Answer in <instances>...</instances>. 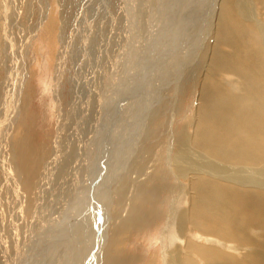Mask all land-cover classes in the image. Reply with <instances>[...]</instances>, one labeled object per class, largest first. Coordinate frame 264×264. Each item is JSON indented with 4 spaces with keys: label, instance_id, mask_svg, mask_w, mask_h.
Instances as JSON below:
<instances>
[{
    "label": "bare ground",
    "instance_id": "obj_1",
    "mask_svg": "<svg viewBox=\"0 0 264 264\" xmlns=\"http://www.w3.org/2000/svg\"><path fill=\"white\" fill-rule=\"evenodd\" d=\"M22 1L21 22L30 19L32 14L35 25L30 24L29 33L19 32L21 35L16 36V42L19 39V46L25 43L28 48L36 35L42 33L48 36L53 50L49 61L55 64V111L52 114L55 122L51 131H45L44 138H39L37 114L32 111L33 73L26 75L24 82L10 85L9 80L3 79L8 75L9 65L1 63L0 127L6 133L0 136L3 220L0 222V264H78V261L90 264L92 258V264H126L122 256L125 247L130 248L131 242L149 226L152 210L165 212L166 206L169 209L161 233V264H264V19L263 22L259 19L264 11V0H196L192 12L186 10V5L181 12H167V23L173 20L176 23L179 16L190 18L182 29L185 39H189L195 29L190 24L198 15V23L209 38L202 39L205 46L192 68L197 73L190 77L198 80L194 110L173 133L170 132L171 118L165 124L160 118L156 124L158 117L164 115L155 104L160 103L164 94L158 87L159 80L164 83L174 77L172 72L168 77L170 68L166 65L176 60L179 51L175 52V43L182 38L174 36L175 43L169 47L171 33H167L169 35L161 41L162 50L149 53V58L147 53L132 57L130 51L125 69L118 72L111 71L107 63L103 70L100 67L101 76L96 75L98 71L84 67V81L89 80L81 85L70 75L71 88L65 95L62 85L69 56L65 33L69 27L70 3L48 0L40 3L36 14L30 0ZM208 4H212V9L205 6ZM85 6L82 2L79 9L82 15ZM128 12L131 17L134 15ZM3 20L0 14V57L6 53L4 48L11 49L15 44ZM161 21L152 22L147 34L141 35L144 49L156 44L150 39L154 34H157L155 40L160 37L162 32L157 31L163 28ZM185 41L179 45L181 48ZM169 53L166 63L164 60ZM115 57L118 62L122 59ZM184 60L179 62L180 67L177 65L180 70L172 79L179 90H182L179 82L186 67ZM176 95L174 92L173 97ZM119 99V105H124L125 109L117 115L116 122L121 121L120 125L114 126L111 110ZM108 112H111L110 117ZM156 125L161 126L162 131L165 129L169 138L168 150L164 153L166 167L163 166L169 171L167 175L160 174L162 166L157 167L160 173L156 172L157 168L147 170V162L143 161V152L147 150L144 146L159 133ZM117 135L120 141H125V146L112 148L109 153L107 146L114 143L110 141ZM90 156L95 171L86 174L84 166ZM118 157L123 163L120 162L119 173H115ZM109 162L114 163L105 168ZM57 184L63 195L50 215L47 210L55 203L56 195L58 197ZM165 193L170 195L166 197ZM102 199L107 200L108 207H113L114 203L119 207L109 245L105 241L107 236H102L105 228H109ZM80 202L84 208L79 214ZM149 208L151 210L147 211ZM94 220L99 221L96 226H93ZM88 223L89 233L95 234L91 243H85L87 238H82L84 225ZM86 251L91 253L90 257H86ZM149 260L147 264H156L154 259Z\"/></svg>",
    "mask_w": 264,
    "mask_h": 264
},
{
    "label": "rangeland",
    "instance_id": "obj_2",
    "mask_svg": "<svg viewBox=\"0 0 264 264\" xmlns=\"http://www.w3.org/2000/svg\"><path fill=\"white\" fill-rule=\"evenodd\" d=\"M46 1L48 2V0H44V1L43 0H33V1L30 0V3L35 6L36 14H37V11L39 9L40 3L43 4ZM211 1H213V0H211ZM27 2H29V0H27ZM82 2L84 5H86L84 7V12H83L84 16L82 14H80V10H79L81 8ZM128 2H130V3H128ZM163 2H164V4H163ZM17 3H18V5H17ZM62 3L63 4H69L70 3V6H71V7H69V10L71 12L70 11L68 12V10H67V15L70 17V18L68 17L70 20H69V27L65 33V39L67 41V43H65V44H67L66 48L69 52V53H67V55H69V56H67L68 58L66 59V63H65V76L66 75L67 76L64 77V83L62 85L63 90L65 91L63 93L65 95L68 94V88L69 89L71 88V84H70L71 76L72 77L75 76L77 81H79V83H81V85L83 84V82H87L89 80V79H87L84 81V79L86 78V77H83V75H82L84 73V67L85 68L88 67L93 71H98L96 75L101 76L100 67L103 70L104 64L107 63V64L111 65L110 66L111 71L113 69H116V71L118 72V69H122L125 67L126 59L130 55V53L132 54V57L137 56V55L141 56L144 53H147V58H149V57H151L152 53H155L157 50H160L162 48L161 41H164L163 38L165 39V37H167V35H169L167 33H171V37L169 36L170 38L168 40L169 44H167V45H169V47L175 43V37L176 38L178 37L179 39L182 38V41L179 42L178 44L175 43V45H177L175 48V52H177V50L179 51L176 60L175 61L171 60V62L172 61L173 62L166 65V66H169L167 68H170L169 69L170 73H168V77L170 78L172 75H174V77L172 76L170 79L167 78L164 81V83L162 82L163 80H161V79L159 80L160 83H159L158 87H159V89L162 88V93H164V94H163V98L160 101L161 104L159 102L158 103L156 102L155 106L157 109L161 110V113L164 115V117L159 116L157 121H156V124L158 123L160 118H162L164 120V124L166 123V121L169 118H171L170 120L172 121V125H171V131L170 132L173 133V130L176 129L178 127V125H180L181 122L188 119V115H190V116L192 115L191 112L194 110L196 97H197V86L196 85L198 83V80L197 79H191L190 77H191V74L195 75L197 73V70L194 69L196 71L195 72V71H193L192 68L195 67L196 62L199 59L198 57H199V55H201V51L203 50V48L205 46V41L202 42V39L204 40V37H205V31L204 32L202 31L203 27H201L199 25L198 20H197L199 18V16L196 15V16H194V20L190 24L192 29H194V28L195 29L192 30L190 27H188L187 29L189 30V28H190L193 32L192 33L190 32L189 39L188 38L185 39V38H183L184 33H183L182 29L185 28L184 22L188 21L190 18H186V17L181 18L179 16L176 20V23H175V20H173V23H170L169 21H168L169 23H167L165 20V17L167 16L168 13L173 14V12H176V13L181 12L184 5H186V10L188 9L187 10L188 12H192L191 7L196 6V3H197L196 0H194V1L193 0H189V1L188 0L187 1L186 0H140V1L139 0H63ZM110 4H112V5H110ZM20 5L24 6V3L22 0H1L0 1V6H1V8H0L1 13L0 14H1V17H3L5 19V20H3V22H5V24L3 23L4 28H5V30H7V34L8 35L10 34L9 36L15 38L14 39L15 44H18V45L14 44V46L16 47L15 49H14V46L11 49L9 47L8 50H7L8 47L4 48V51L6 53L4 55H1V57H0V61H1L0 66H1V63H4V62H5L4 64L7 63L6 65H9L8 66L9 69L7 72L8 75H4L3 79H6V81L9 80L8 84H10V85L13 83H17V82H18L17 84L24 82L25 79L27 78V76L30 75L31 73H33L34 77H33L32 83H31L33 88H34L33 89L34 99H33V104H32V111L36 112V114H37V125L39 128V134H40L39 138H44L43 137L44 132L45 131H47V132L51 131V129L54 125V122H55V119L52 118V114L55 111V100H54V91H53L54 81H55V79H54V69H55L54 65L55 64L51 63V61H49L50 57L52 56V55H50V51L52 53L53 50H52V47L50 46V41H49L48 36L44 37V35H41L42 33H39L40 35L39 34L36 35L37 36L36 39L34 41H31V46H28V48L25 47L26 46L25 43H24L25 46L24 45H23V47L19 46V44H20L19 39H18V43L16 42L17 41L16 36L20 37V35H21V34H19V32L21 33L22 31H24V32L29 33L31 30V27H29L30 24L35 25V21L33 18L34 15H32V14H30V16H32V17H30V19H26V20L23 19V21L21 22V17H22L21 14L23 13L24 9L20 8L19 7ZM167 6H168V8H167ZM205 6H208L209 8H211L212 4H208ZM136 7L137 8L139 7V8L137 9ZM170 7H171V10L169 9ZM110 9H112V10H110ZM135 9H136V11H135ZM94 11H96V12H94ZM128 11H132V13L134 14V15H132L133 18L129 15L130 13ZM116 12H117V15H115ZM165 12H166V14H165ZM262 13L259 15V19H260V21L263 22L264 11ZM16 14L18 16H16ZM87 14L89 15V17ZM90 14H91V16H90ZM156 14H157V16H156ZM76 15L78 16V18ZM162 15H163V17H162ZM88 18H89V20H87ZM132 19L135 20V22H133ZM147 19L148 20L152 19V20H149V22H148ZM159 20H162L161 21L162 24L160 23L161 24L160 27L163 25V28H165V30H163V28H162V30L160 29V31H157L160 33L162 32L160 34V37L158 36L160 39L157 37L158 40L157 39L155 40L157 34H154L155 37H152L150 39L151 41L156 43L155 45L153 44V47L154 48L157 47V48L154 49L152 46H151V48H149L147 45V46H145V49H144L142 42H141L142 39L144 38L142 36L147 34V32H148L147 30L152 25V22L158 23ZM77 21H79L78 23L80 25L77 24ZM165 22L167 23V25ZM178 22H179V24H178ZM9 23H10V25H9ZM70 23H71V26H70ZM82 25H84L86 27H84ZM16 26H17V28H16ZM27 27H29V28H27ZM167 27H168V30H167ZM24 28H27V29L23 30ZM100 28H102V29H100ZM156 29H158V28H156ZM35 31L36 30H34V32ZM195 31H197V32H195ZM24 32H22V33L24 34ZM31 32H33V31H31ZM92 32H94V33H92ZM202 32H203V34H202ZM164 33H166V34H164ZM18 34H19V36H18ZM101 36H103V37H101ZM172 36L173 37L175 36L174 39L172 38ZM102 38H103V40H102ZM198 38H200V39H198ZM208 39L209 38H206L205 40H208ZM134 40L137 42H135ZM126 41H127L128 45H130L131 47L127 45ZM183 41H185V44L181 48ZM172 42H173V44H172ZM158 43H159V45H158ZM123 44H125V45H123ZM179 45H181V46H179ZM178 47L182 50H180ZM117 48L123 49V50H121V52H120V50L119 49L117 50ZM37 49H39V50H37ZM154 50H156V51H154ZM77 51L79 54L77 53ZM144 51H146V52H144ZM184 51L186 54L184 53ZM117 53H120V54H117ZM149 53H151V54L149 55ZM8 54H9V56H8ZM169 55H171V54L169 53L168 56H166V58L164 60L165 62L167 60L169 61V58H167V57H170ZM12 56H14L16 59H14V57H12ZM115 56H117V57L121 56L122 57L121 61L118 62V60H116ZM184 58L186 60V63L184 60L186 67H184V74L181 78L182 80H180V82H179L180 83L179 85H180V87H182V90H181V88L179 90V88L174 85V82L172 81V79L174 80L175 74L177 75V73L179 72V70H180L179 67L181 65V63H179V62H181L182 59H184ZM100 61H102V62H100ZM166 63H168V62H166ZM88 64H90V65H88ZM13 65H14V67H13ZM16 65L19 67H17ZM177 65L179 67H177ZM68 66L70 68H68ZM10 67H11V69H10ZM15 67H17V69H15ZM171 67H172V69H171ZM75 68H76V70H74ZM191 70L193 71L192 73H190ZM20 71L23 75L20 73ZM176 71H178V72H176ZM13 80H14V82H13ZM164 84L166 87L164 86ZM84 85H85V87L87 86V84H84ZM174 92L177 93V95L173 97ZM162 93H161V95H162ZM120 100L121 99H119L117 106H115L111 110V112L112 111L114 112V113L112 112V117H111V118H114V121H113L115 123L114 126L120 125L121 121L116 122L117 121L116 120L117 115L120 114L125 109L124 105H119ZM162 102H163V104H162ZM171 104L173 107L171 106ZM136 109H137V106H136ZM111 112L107 113L109 117L111 116ZM188 112H189V114H188ZM186 117H187V119H186ZM109 121H110V119H109ZM0 129H1L0 130V132H1L0 136L2 133H6V132L2 131L1 127H0ZM102 130H103V128H102ZM156 130H157V133L159 132L160 134L158 133L155 136H153L152 139L148 141L147 146H144V148H145L144 150H146V149L147 150L143 152V155H145L144 156L145 159H143V161L145 162V164L147 162V164H146V167H148L147 170H153V169L156 170V168L158 166L159 167L162 166L161 168L158 167L160 170L161 169L162 170L160 171L157 168L158 170H156V172L157 173L161 172L160 174L163 173L164 175H167L166 173H169V171L164 170L166 167V165H164L165 164V160H164L165 154L164 153H165V151L167 152V150H168L167 147L169 144L166 141L169 140V138H167V135H165L166 130L164 129V131H162L161 126H160V128H158V126H157ZM169 135H170V133H169ZM110 142H114L115 144L113 143V144H109L107 146L109 153L111 152L112 148H115L117 150L119 147H120V149H122L121 147L125 146V141H120L118 139V135L115 139L112 138ZM123 153H125L124 149H123L122 154ZM146 157H148V158H146ZM152 158H153V160H152ZM119 159H120V157H118V159L115 161V167H116L115 170L117 169L115 173H119V171L121 170L119 166H122L120 164V162L123 163V160L119 162ZM113 163L112 162L107 163L105 168L106 167L109 168V165H112ZM163 166H165V167H163ZM84 170H85L84 173H86V174L87 173H94L95 169H94V165L92 166V164H91V156L89 157V160L85 163ZM162 175H160V176H162ZM57 188H58V190H56V192H59V193H57L58 197L56 195L55 203H53V205H51V207L49 208L50 210L49 209L47 210V214L50 213V215H51V212H53L55 210L54 208L58 207L59 203H57V202H59V200L62 198V195H63V194L61 195L62 189L59 191L60 185H58ZM94 194H96V193L94 192L93 195ZM163 195L167 197L168 195H170V193H165ZM105 200L106 199H102V201L106 204ZM79 207H80V209H79ZM83 208H84V205L82 202H80V205L77 207L79 214H80V210H83ZM90 208L92 209L93 207H91V205H90L89 209ZM167 208L168 207L166 206L165 210H164L165 212H163V210L162 211L156 210L157 212L155 210L154 211L152 210L153 215L148 217L149 221H150L149 226L146 229H144V232H141V235H140V237H138V239H134V241L131 242L130 248H129V245L127 247H125L126 249H125V252L122 254V256L125 257L126 262H127L126 264H128V263L129 264H147L150 261L149 259H154L156 264H161V262H162V251H163V247H161V245L163 246L162 239H161V233H162V231L164 229V225L167 223V219H168V209L169 208L168 209ZM118 210H119V207L118 206L115 207V203H114L113 207L112 206L108 207V204H106V208H104V213H105V215H107L106 216L107 217L106 223H107V226L109 227V228H107V230L105 228V232H103L104 234H102V236L106 235L108 238V239H105L106 244H108V242L110 243V240L112 239V236H113L112 234H113L114 229L116 227V225L114 224L115 223V217L114 216H116L115 214L117 213ZM150 210H151V208H149V210L147 209V211H150ZM91 212H93V210ZM109 212L112 214H109ZM1 214L2 213H0V222H3ZM93 215H94V212H93ZM54 216H55V214H52V217H54ZM110 217H112L113 219L111 220ZM92 222H93V226H96V224L99 223L98 220H96V221L94 220ZM154 225H155V227H154ZM89 228H90V223L84 225V229H83L84 233L82 235V238L83 239L87 238V240H88L85 243H91L92 241H94L95 234L89 233ZM89 234H91V235H89ZM160 247H161V249H160ZM136 248H139V249L136 252H134ZM82 253L84 254V247L82 249ZM90 254H87V251H86V257H90ZM76 258H78V257L76 256ZM84 258H85V255H84ZM129 261H132V262H129ZM84 263H85V261L83 262V264ZM92 263H93V258H92L90 264H92ZM73 264H76V262ZM78 264H81V262L78 261Z\"/></svg>",
    "mask_w": 264,
    "mask_h": 264
}]
</instances>
